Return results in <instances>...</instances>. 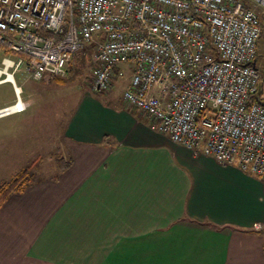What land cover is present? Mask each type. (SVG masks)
I'll list each match as a JSON object with an SVG mask.
<instances>
[{
  "label": "crops",
  "instance_id": "0c3cea01",
  "mask_svg": "<svg viewBox=\"0 0 264 264\" xmlns=\"http://www.w3.org/2000/svg\"><path fill=\"white\" fill-rule=\"evenodd\" d=\"M62 128L70 166L0 208V264H264L262 178L174 142L124 95L84 90Z\"/></svg>",
  "mask_w": 264,
  "mask_h": 264
},
{
  "label": "built area",
  "instance_id": "2783aa9c",
  "mask_svg": "<svg viewBox=\"0 0 264 264\" xmlns=\"http://www.w3.org/2000/svg\"><path fill=\"white\" fill-rule=\"evenodd\" d=\"M263 35L264 0H0V84L16 96L0 118L29 108L17 74L63 78L91 46L94 92L128 81L160 132L264 180Z\"/></svg>",
  "mask_w": 264,
  "mask_h": 264
},
{
  "label": "rangeland",
  "instance_id": "374dc122",
  "mask_svg": "<svg viewBox=\"0 0 264 264\" xmlns=\"http://www.w3.org/2000/svg\"><path fill=\"white\" fill-rule=\"evenodd\" d=\"M255 8L261 12V8ZM94 53L95 49L91 46L78 52L66 76L58 78L65 81L61 84L55 80L40 84L27 80L22 74L15 76L17 85L23 91L22 97L29 103L30 109L23 114L0 118V183L12 180L27 169L36 180L53 176L57 170L55 149L63 134V128H59L68 119L70 110L77 106L84 90L93 91ZM258 54L257 63L264 74V35ZM72 68L73 72L70 71ZM127 84L126 80H116L111 90L101 94H112L123 99ZM15 99L13 85L0 84V109L13 104Z\"/></svg>",
  "mask_w": 264,
  "mask_h": 264
},
{
  "label": "trees",
  "instance_id": "16d2710c",
  "mask_svg": "<svg viewBox=\"0 0 264 264\" xmlns=\"http://www.w3.org/2000/svg\"><path fill=\"white\" fill-rule=\"evenodd\" d=\"M70 71L73 72L74 68H72ZM262 75V80H264V74ZM262 82L264 83V81ZM70 164L71 161L66 162L63 158L56 159V165L62 172H64L70 166ZM34 182V175L29 171V169H27L18 173L12 180L0 183V208L9 200L12 195L23 193L28 187L34 184Z\"/></svg>",
  "mask_w": 264,
  "mask_h": 264
},
{
  "label": "water",
  "instance_id": "95a60500",
  "mask_svg": "<svg viewBox=\"0 0 264 264\" xmlns=\"http://www.w3.org/2000/svg\"><path fill=\"white\" fill-rule=\"evenodd\" d=\"M262 104H264V103L262 102Z\"/></svg>",
  "mask_w": 264,
  "mask_h": 264
}]
</instances>
